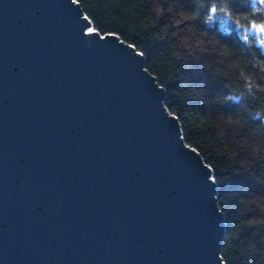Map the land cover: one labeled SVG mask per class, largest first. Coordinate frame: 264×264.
<instances>
[{
	"label": "water",
	"instance_id": "water-1",
	"mask_svg": "<svg viewBox=\"0 0 264 264\" xmlns=\"http://www.w3.org/2000/svg\"><path fill=\"white\" fill-rule=\"evenodd\" d=\"M75 0H0V264H223L211 168L143 54Z\"/></svg>",
	"mask_w": 264,
	"mask_h": 264
},
{
	"label": "trees",
	"instance_id": "trees-1",
	"mask_svg": "<svg viewBox=\"0 0 264 264\" xmlns=\"http://www.w3.org/2000/svg\"><path fill=\"white\" fill-rule=\"evenodd\" d=\"M143 54L186 145L211 168L223 264H264V0H75ZM264 29V28H263Z\"/></svg>",
	"mask_w": 264,
	"mask_h": 264
},
{
	"label": "rangeland",
	"instance_id": "rangeland-1",
	"mask_svg": "<svg viewBox=\"0 0 264 264\" xmlns=\"http://www.w3.org/2000/svg\"><path fill=\"white\" fill-rule=\"evenodd\" d=\"M258 1H260V0H258ZM92 29H94V28L92 27ZM252 30H254L258 34V36H260L261 38L264 39V33H260V32H264L263 28H260V26H252Z\"/></svg>",
	"mask_w": 264,
	"mask_h": 264
},
{
	"label": "snow or ice",
	"instance_id": "snow-or-ice-1",
	"mask_svg": "<svg viewBox=\"0 0 264 264\" xmlns=\"http://www.w3.org/2000/svg\"><path fill=\"white\" fill-rule=\"evenodd\" d=\"M260 28H264V24L260 25ZM89 31H95V29H89ZM260 32V31H259ZM260 33H264V32H260ZM261 42H264V40H262Z\"/></svg>",
	"mask_w": 264,
	"mask_h": 264
}]
</instances>
